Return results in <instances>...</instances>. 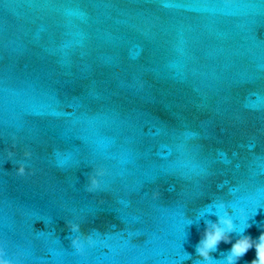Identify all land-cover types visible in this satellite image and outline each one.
Returning <instances> with one entry per match:
<instances>
[{"label":"water","instance_id":"1","mask_svg":"<svg viewBox=\"0 0 264 264\" xmlns=\"http://www.w3.org/2000/svg\"><path fill=\"white\" fill-rule=\"evenodd\" d=\"M225 211L264 231V0H0L5 259L203 264Z\"/></svg>","mask_w":264,"mask_h":264},{"label":"clouds","instance_id":"2","mask_svg":"<svg viewBox=\"0 0 264 264\" xmlns=\"http://www.w3.org/2000/svg\"><path fill=\"white\" fill-rule=\"evenodd\" d=\"M13 147H15V145H13ZM31 155L32 154L29 151L24 152L25 158H30ZM7 156L8 159L11 160L14 153L9 151ZM104 174L103 170H97L95 175L88 177L89 183L87 191L89 193L96 191L100 187V181L97 177H102ZM16 175H26V168L23 163L18 165ZM159 195V192L153 193L154 198L159 197ZM221 207H224V205L222 204ZM205 224L206 229L195 247L196 255L200 261L203 262V264H213L215 259L212 257L211 253L217 251L218 245L221 242L232 243L231 235L233 233L237 234L239 238L235 241V243H232V247L227 253H223L221 264H238V261L253 248L255 249V259H253L250 264H264V231L261 232L258 238L253 239L251 236L244 235L246 229L252 226L251 224H248L246 229L237 233L233 219L228 211H225L223 216H218L216 222L205 221ZM66 226L71 233L81 232L79 224L69 222ZM84 241H86L89 245L93 243V240L88 235H84ZM71 244L77 252H82L84 245L82 243L81 236H76L72 239ZM5 255V252L0 250V264H11L10 260L4 258ZM187 258L191 259L192 257L190 254H187Z\"/></svg>","mask_w":264,"mask_h":264}]
</instances>
